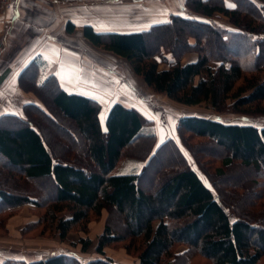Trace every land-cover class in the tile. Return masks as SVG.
Masks as SVG:
<instances>
[{
    "label": "trees",
    "instance_id": "trees-1",
    "mask_svg": "<svg viewBox=\"0 0 264 264\" xmlns=\"http://www.w3.org/2000/svg\"><path fill=\"white\" fill-rule=\"evenodd\" d=\"M182 6L206 20L170 13L167 21L137 32H98L84 25L81 34L124 59L147 89L172 102L264 118V0H183ZM218 17L223 21L216 23ZM65 31L71 34L74 25L67 22ZM190 53L196 60L182 63ZM47 66L36 57L18 77L19 87L41 105L25 104L22 114L0 116V234H6V220L27 205L43 211L22 236H57L72 248L1 264H114L105 248L125 239L136 247V264H194L196 258L264 264V126L182 116L176 126L180 143L167 138L156 145L152 121L135 107L115 102L100 118L94 100L63 90L46 74ZM45 89L67 122L64 136L53 138L71 146L81 140V149L54 147L45 135L59 120L38 94ZM160 155L164 163L153 169L151 190L144 192L141 182ZM231 169L237 184L221 186ZM44 181L53 186V198L39 187ZM103 210L108 217L95 245L89 237L70 240L75 229L87 234L88 223ZM92 245L94 256L84 259Z\"/></svg>",
    "mask_w": 264,
    "mask_h": 264
},
{
    "label": "crops",
    "instance_id": "crops-1",
    "mask_svg": "<svg viewBox=\"0 0 264 264\" xmlns=\"http://www.w3.org/2000/svg\"><path fill=\"white\" fill-rule=\"evenodd\" d=\"M118 1L80 0L64 3L59 0H15L12 11L0 12V76L4 74L0 79V116L14 113L12 106H17L20 93L23 94L20 96L25 98L26 95L19 87L18 77L24 67L36 57L46 61L48 65L46 74L54 75L63 90L94 100L100 106L98 113L100 118L104 117L110 105L115 102L126 107H133L129 102L117 99L119 96L115 94L118 85L127 87L129 85L122 84L115 78L117 72L112 69V62L105 57L99 59L98 49L94 48L81 34L84 25H90L98 32L104 30L101 28L103 25L107 27L117 25L118 28L128 29V32H137L147 29L154 23H159L154 22L149 26L142 23L133 28L125 27V15L123 19L118 15V12L123 9L111 12V9L102 7L107 5L106 8H109ZM132 3L147 2L132 0ZM169 14L170 11H168ZM67 22L74 25V31L71 34L65 31ZM9 45L14 46L11 51H9ZM196 58V54L190 53L186 54L183 60L188 63L195 61ZM129 72L131 71H128V77L136 78ZM33 100V98L27 99L22 105L33 103ZM38 105H41L40 102ZM54 239L51 244H48L51 246L33 250L39 255H50L57 249L60 250L59 239ZM7 241L6 238H0V264L5 259L26 260L23 255L17 256V251L14 250L18 246L17 242L7 246L5 243ZM26 243L28 241H24L23 244L26 245Z\"/></svg>",
    "mask_w": 264,
    "mask_h": 264
},
{
    "label": "rangeland",
    "instance_id": "rangeland-1",
    "mask_svg": "<svg viewBox=\"0 0 264 264\" xmlns=\"http://www.w3.org/2000/svg\"><path fill=\"white\" fill-rule=\"evenodd\" d=\"M140 2H147L145 4H135L132 3V0H119L116 4H112L109 6V8H106L107 5H103L102 7L104 9H111V12H116L118 10H121L118 12V15L121 16L124 21H125V27H131L133 28L134 26H138L139 24L143 25H148L154 22H165L168 20V11L172 14H181V15H191L194 16L195 18H198L199 20H206V18L198 16V15H192L188 13L184 8H183V0H139ZM15 5V0L11 8L9 9H3L0 3V12L1 13H8L14 9ZM109 14L111 15L110 11ZM168 15V17L166 16ZM117 16V14H116ZM116 16L114 18H116ZM223 18L218 17V19L215 20V22H222ZM155 24V23H154ZM153 25V24H152ZM151 26V25H150ZM101 28H104V30L101 31H110V32H128L129 30L126 28H121L113 26V27H107V25H103ZM94 30V29H93ZM100 31V32H101ZM240 41V40H239ZM9 51H11V48H13V45H9ZM94 47V46H93ZM96 48V47H94ZM98 49V54H99V59L101 57H105L108 61L112 62L113 70L117 72V76L115 78L119 79L121 83H125L126 85L128 84L129 87L127 86H121L118 85L116 87V92L115 94L119 96L117 99H123L126 103H130L133 105V107H136L138 111H140L146 118L150 119L152 121V129L154 131V134L156 135V145L161 143L167 138H172L174 139L177 143H180L179 138H178V133H177V122L178 119L182 116H188V115H195V116H201V117H207V118H213V119H218L221 122L224 123H239V124H253L257 126H264V118H253V117H248L246 115L242 114H237L231 111H225L222 113H216L212 111L209 107H206L204 105H196V106H183L180 104H177L175 102H172L168 100L164 95L160 94H155L151 92L147 87L142 83V81L136 77V78H131L128 77V71L130 70L133 73L129 64L122 58L116 57L111 53L105 52L99 48ZM195 54V53H193ZM186 60V58H184ZM187 63L183 60L181 62ZM188 61V60H187ZM7 64L6 62H4ZM213 65V64H212ZM102 66V65H99ZM134 74H132V77ZM118 91V92H117ZM26 96L23 98V94H19V99L17 101V106L14 107L12 106L13 111L16 113L18 111V114L21 113V106L22 103H24L27 99L33 98V103L39 104V100L37 97L31 93V92H26L22 90ZM44 100L50 105L53 111H56V114L58 113L57 110L53 107L51 101H50V96L49 91L47 89L41 90L38 93ZM22 95V96H20ZM90 95V94H88ZM36 100V101H35ZM20 111V113H19ZM22 114V113H21ZM58 115V122L54 124L53 129H45L44 133L45 135L49 138V140L53 143V146L56 147V144H62L63 146H68L70 148V151H74L77 148L81 149L82 142L81 140L78 142V145H73L66 143V142H61L58 139L53 138V136L57 137H62L64 136L63 134L66 133L64 132L65 127L67 122L63 121L61 116ZM70 127H75L73 124L69 123ZM45 128V127H44ZM199 140H193L191 141L192 143L198 142ZM180 147L184 151L185 155L186 151L180 144ZM221 151V149H220ZM219 152V151H218ZM218 157L220 154H218ZM164 156H159L158 159L155 161L154 167H151L148 169L146 175V178L142 180L141 186L144 192H150L151 187L149 186V183L147 182V179L151 177L150 175L152 174L153 169L158 168L161 164L164 163ZM190 160L191 167L196 170V172L200 175L201 180L203 183L211 188V190L216 194L214 191L207 175L205 172L198 167V164L194 162V160L188 156ZM83 166H86V159L82 160L80 162ZM203 163V162H202ZM234 169L228 170L227 175L228 177L224 179L223 181L220 182V185H225V186H234L237 184L235 178H237L236 172H232ZM233 175V176H232ZM148 183V184H147ZM39 187L42 188L41 190L44 191V196L45 197H50L53 198L54 190L53 186L50 185L47 181L40 182ZM34 210L31 207L28 206H21L20 208L17 209V213L10 217L9 219L6 220L5 222V228H6V234L1 236L0 238H6L8 239L6 245H10L12 242H17V247L14 248L17 252V256L23 255V257L26 258L27 261H32L36 259H42L47 257V254L44 255H39L38 252H35L33 249H38V248H46L47 246H51L48 244H51L55 239L58 238L57 236L55 237H50L46 235H37V233H32L29 232L27 235L22 236L21 231L22 229L30 222L35 221L38 219L39 215H41V211L38 213L32 212ZM114 214V213H113ZM106 216L108 217V212L105 210L102 211L101 217L99 218H93L89 223H88V228L89 231L87 234L83 233H77L76 229L71 232L70 234V240L75 241L78 239L79 236L82 237H89L91 239V242L93 245L96 243L95 236L101 231V228L103 226V223L105 221ZM28 217V219H27ZM40 229V228H39ZM24 241H28V243L23 244ZM60 250L57 249L53 253H58V252H65L67 248H72L69 246L68 242H64L60 244ZM93 245L91 249H89L86 253H83L81 256L86 259L89 257L94 256L93 254ZM54 247V246H53ZM57 247V246H56ZM79 245L75 246V251L79 249ZM52 254V253H51ZM105 254L106 256L110 257L112 259V262L114 264H136L135 259L137 256V251L136 247L132 248L131 245L129 246L128 240H123L119 243H114L107 248H105ZM10 256V255H9ZM16 256V255H13ZM12 256V257H13ZM18 258V257H17ZM194 264H210L209 262L196 258L193 262Z\"/></svg>",
    "mask_w": 264,
    "mask_h": 264
},
{
    "label": "built area",
    "instance_id": "built-area-1",
    "mask_svg": "<svg viewBox=\"0 0 264 264\" xmlns=\"http://www.w3.org/2000/svg\"><path fill=\"white\" fill-rule=\"evenodd\" d=\"M3 9H9L12 7L14 0H0Z\"/></svg>",
    "mask_w": 264,
    "mask_h": 264
}]
</instances>
